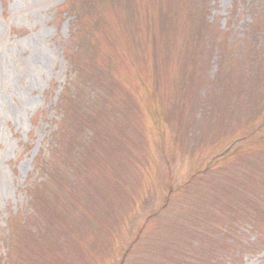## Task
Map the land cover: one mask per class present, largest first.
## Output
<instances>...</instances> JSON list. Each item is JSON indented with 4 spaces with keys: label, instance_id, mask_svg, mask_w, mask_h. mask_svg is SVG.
<instances>
[{
    "label": "rangeland",
    "instance_id": "1",
    "mask_svg": "<svg viewBox=\"0 0 264 264\" xmlns=\"http://www.w3.org/2000/svg\"><path fill=\"white\" fill-rule=\"evenodd\" d=\"M263 126L264 0H0V264H264Z\"/></svg>",
    "mask_w": 264,
    "mask_h": 264
},
{
    "label": "trees",
    "instance_id": "2",
    "mask_svg": "<svg viewBox=\"0 0 264 264\" xmlns=\"http://www.w3.org/2000/svg\"><path fill=\"white\" fill-rule=\"evenodd\" d=\"M264 127V126H263ZM248 137H253V136H248ZM260 143H261V145H263V152H264V138H262L261 140H260ZM250 146H252V145H250ZM252 148V147H251ZM250 148H243V150H244V152L245 151H248ZM262 152V151H261ZM132 243V242H131Z\"/></svg>",
    "mask_w": 264,
    "mask_h": 264
}]
</instances>
